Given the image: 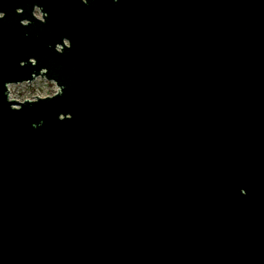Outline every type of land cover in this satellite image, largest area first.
<instances>
[{
	"label": "water",
	"instance_id": "1",
	"mask_svg": "<svg viewBox=\"0 0 264 264\" xmlns=\"http://www.w3.org/2000/svg\"><path fill=\"white\" fill-rule=\"evenodd\" d=\"M201 249L264 256V0H0V264Z\"/></svg>",
	"mask_w": 264,
	"mask_h": 264
},
{
	"label": "rangeland",
	"instance_id": "2",
	"mask_svg": "<svg viewBox=\"0 0 264 264\" xmlns=\"http://www.w3.org/2000/svg\"><path fill=\"white\" fill-rule=\"evenodd\" d=\"M35 13L36 17L40 18V14L37 11H35ZM7 89L9 91V100L18 102L35 100V97H49L58 91V88L54 83L48 82L41 78H37L31 83L9 85L7 86Z\"/></svg>",
	"mask_w": 264,
	"mask_h": 264
},
{
	"label": "flooded vegetation",
	"instance_id": "3",
	"mask_svg": "<svg viewBox=\"0 0 264 264\" xmlns=\"http://www.w3.org/2000/svg\"><path fill=\"white\" fill-rule=\"evenodd\" d=\"M226 257L227 255L218 249H201L197 253L192 254L190 256L189 264H236V263H227ZM263 257L264 256H261V255H256L255 257L252 256L253 263L251 262L250 263L251 264H264ZM240 258H241V254H238V256L232 257L229 260H238ZM237 264H240V263H237Z\"/></svg>",
	"mask_w": 264,
	"mask_h": 264
},
{
	"label": "built area",
	"instance_id": "4",
	"mask_svg": "<svg viewBox=\"0 0 264 264\" xmlns=\"http://www.w3.org/2000/svg\"><path fill=\"white\" fill-rule=\"evenodd\" d=\"M8 98L10 99V97H9V91H8Z\"/></svg>",
	"mask_w": 264,
	"mask_h": 264
}]
</instances>
